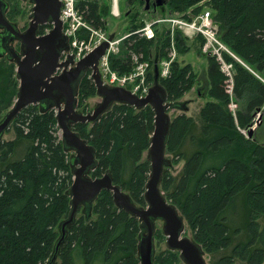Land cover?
I'll list each match as a JSON object with an SVG mask.
<instances>
[{
  "label": "trees",
  "instance_id": "trees-1",
  "mask_svg": "<svg viewBox=\"0 0 264 264\" xmlns=\"http://www.w3.org/2000/svg\"><path fill=\"white\" fill-rule=\"evenodd\" d=\"M138 3L147 7L145 0H128L129 7ZM78 7L97 29H104L105 18L112 17L111 5L101 6L97 0L81 1ZM167 7L173 15L183 14L188 20L208 7L218 37L244 64L225 54L234 67L230 88L219 61L208 56L209 101L200 112L202 125L186 114L172 121L167 154L174 156L173 165L186 163L178 182L169 172L163 173L162 190L205 252L232 250L218 264H236L238 259L264 264V226L259 223L264 216V141L247 138L240 130L251 126L258 109L264 114V82L252 72L264 78V0H168ZM138 17L135 14L133 22ZM133 22L129 37L121 44L126 56L110 57L112 69L120 74L133 71V55L152 62L158 44L159 58L169 56L170 31L150 40L136 33L146 21ZM46 28L52 26L41 31ZM88 36V31L81 32V37ZM175 41L177 48H184L186 41L180 33ZM91 73L80 84L79 109L97 93ZM148 78L153 82L151 73ZM197 81L193 67L177 61L172 62L169 76L160 79L173 103H180ZM17 83L15 64L0 60V118L17 96ZM154 122L150 106L137 110L116 104L92 126L76 124L73 128L97 150L99 166L92 175L101 177L110 171L115 184L139 206H145L150 164L142 159L150 147ZM11 129L16 139L0 143V264H47L60 236L59 224L70 211L66 194L73 183L70 154L63 146L54 110L41 113L39 105L28 106ZM23 146L26 151L18 159ZM240 199L244 207L237 214ZM139 234V220L115 206L112 192L103 191L89 219L83 213L70 228L55 264H76L80 255L85 264H140ZM161 238L157 231L156 241ZM155 262L179 264V252L156 254Z\"/></svg>",
  "mask_w": 264,
  "mask_h": 264
},
{
  "label": "water",
  "instance_id": "water-1",
  "mask_svg": "<svg viewBox=\"0 0 264 264\" xmlns=\"http://www.w3.org/2000/svg\"><path fill=\"white\" fill-rule=\"evenodd\" d=\"M23 1L30 2L33 7L29 16V27L22 32L7 16L8 2L0 0V31L9 35L11 42L21 43L20 51L14 46L9 47L6 53L0 51V58L6 57L16 65V77L20 82L14 105L0 120V143L4 141L5 134L11 129L18 115L28 106L39 105L41 113L50 110L56 112L63 146L67 153H71L73 183L66 192L70 197V211L59 224L60 236L47 264L56 263L61 246L77 221L78 213L82 211L89 219L93 206L103 191L112 192L115 206L139 220L137 255L140 264H156L157 221L163 223L162 231L167 238L168 249L179 252V258L184 264H208L203 247L194 238L185 236L186 219L177 206L168 200L161 187L164 170L172 165L167 157L173 121L169 110L180 109L182 105L168 101V94L160 83L158 60L155 61L154 83L145 97H139L124 87H110L104 83L99 68L109 47L107 42L102 43L76 65L72 55L66 61L60 62L62 53L70 50L69 39L64 33V23L60 18L61 1ZM167 3L168 0H147V10L151 5L159 8ZM45 25H52V29L41 34V28ZM112 39L113 37L110 38ZM89 70L92 71L91 79L102 101L93 112L83 114L78 111L79 89ZM116 104H125L137 110L150 106L155 113L154 131L147 153L150 172L144 193L145 206H138L130 194L115 184L110 171L101 177L92 175L99 166L97 150L73 129L76 124L97 123ZM261 110L258 109L257 114ZM254 134L255 129L249 128L248 137L251 139Z\"/></svg>",
  "mask_w": 264,
  "mask_h": 264
},
{
  "label": "rangeland",
  "instance_id": "rangeland-1",
  "mask_svg": "<svg viewBox=\"0 0 264 264\" xmlns=\"http://www.w3.org/2000/svg\"><path fill=\"white\" fill-rule=\"evenodd\" d=\"M97 1H99L101 6H107V4L111 5L112 17L107 16L105 18V26L106 27L104 29H99V30H102L103 33L106 34L108 37H110V38L113 37V39L111 41H113L114 39H119V38H123L127 35H130L129 34L130 29L129 28L133 25L132 22L134 20L135 14L137 15V13H139V17L137 18V21L133 22L136 25L140 24L141 21H144V20L148 22V21H151L153 19L155 20V19H159V18H164V16H166V17L171 16V15H169V13L171 11L167 7L168 3L164 7H159V8H155L153 5H151L153 10L151 12H146L145 9L147 7H144V6L140 5L139 3L135 7H129L128 0H118V10L120 12V16L116 17L115 15H113L114 0H97ZM153 1L154 0H151V2H153ZM8 2L10 3V10H9L8 14L11 13V10H13L12 11L13 15H11L9 17V19L11 21L16 22L18 24L19 28L29 27V23H30L29 16L31 14V9H32L33 5L30 2H26L23 0H8ZM145 2H147V0H145ZM131 9H132V11H130ZM128 11H130V13ZM154 11H156V14L153 13ZM207 11L211 12V10L208 7H206L205 10L202 11V13H205ZM202 13H200V14H202ZM189 14H190V16H192L191 11L188 12V15ZM174 16L185 19L183 14L175 13L171 17H174ZM186 20H188V19H186ZM167 30L170 31V34H171V46L169 48L168 58H166V59H160L159 58L158 52H159V45L160 44H158L156 51L153 50V53L151 55V60H152L153 64L151 61L143 60L142 56H139V58H136V56L133 55L132 60L135 64V68L133 69L132 72H135L137 70V68L142 63L149 62L150 68L148 69V72H147L145 84H146V87H148L150 89L154 83V77H155L154 67H155V61L156 60H158V64H159L160 79L166 78V76H164V72L167 70L166 69L167 68L166 63H172L174 61H177L182 66L190 64L193 67V70L195 71V73L198 74L197 84L194 86V88L188 94H186L184 96L183 99L180 100V103H182V104L184 103L182 108L175 109V110L171 109V110H169V113H170L172 120H174L175 118H177L178 116H180L182 114H186L189 117H193L196 120V122L198 123V125L201 126L202 122L200 119V112H201V109L204 107V105L209 101L208 98L206 97V93H207L206 86H208V74H207L206 67L208 64L207 58L209 56L207 53L204 52V44L206 41L202 37L203 41H202V39L201 40L199 39L200 41L197 40V41H194V43H192L194 39L188 37L186 35L187 33H185L182 29H179L176 27L175 29L171 30V28L169 29V26L160 25V24H156V26L154 27V32H155L156 38H157V36H159V38H160V35L163 34V32H165ZM177 33H180L181 36H183V38L186 40V43H188V44L184 45L183 50L182 49L178 50V48H177L176 41H175V36ZM87 38L82 37V39H87ZM123 41L121 42V44L123 43ZM121 44L119 46L120 47L119 51L113 55L120 56V57L126 56V52H124V49L122 48ZM113 55H111V56H113ZM230 56H232V55H230ZM4 59L7 60L9 63H11L6 57ZM4 59L0 58V60H4ZM110 66H111V64H110ZM111 69H112V67H111ZM170 70H171V64H170L169 71ZM112 71H115V70L112 69ZM252 72L258 78H261L262 81L264 82V78L262 76H259V74L255 73L254 71H252ZM150 73L153 76V82H150L148 80ZM108 76L109 75H106V74L103 75V73H102L104 83L110 87L117 86V85H111L110 84ZM17 84H18V88H19V85H20L19 80H18ZM130 87L133 88V86H130ZM130 87H128V88L131 89ZM202 90H204V91H202ZM16 97L17 96H14L13 98H11L12 99V101H11L12 106L14 105V103L16 101ZM101 101H102L101 97L99 95H97V93H96V95L91 96L88 99H86L84 104H83V107L80 109L78 108V111L82 112L83 114H88L90 112H93L94 109L101 103ZM185 107H188V109L185 110ZM8 111L9 110L3 112V115L0 119H2L3 116ZM235 111H236V108H235ZM251 125L253 128H255V134L254 135L259 138V141H261V142L264 141V114L261 113L260 116L254 117V120H253ZM90 126H92V124H90ZM243 131L244 130H241L242 134H244ZM244 135L247 137L248 132H246V134H244ZM15 139H16V135H15V132L13 129H11V131L6 133L4 136V141H13ZM25 151H26V146L21 147L18 150V155L16 157L18 159L22 158ZM147 153L148 152H144L142 161L147 160ZM69 154L71 155V153H69ZM167 157L171 160V163H172L174 156L168 155ZM185 163H186L185 161H181L177 165H175V164L173 165V163H172V165L170 167L165 168L164 173L169 172L170 174H172L177 179V182H178L180 177H181V174L183 172ZM238 203L240 204V208L237 211V214L242 212L243 207H244V204H242L241 199L239 200ZM232 212H233V210H230L229 214ZM82 216H83V212L80 211L78 213L77 218L80 219ZM93 218H95V217H93ZM259 223L261 224L262 227L264 226V216H262L259 219ZM162 225H163V223L161 221H157L158 232L161 233V235H162V238L160 240L156 241L157 254H160L161 252L169 250L168 246H167V242H166L167 238L164 234H162L163 233ZM185 236H189L190 238H193V233H192V231H191V229L187 223H186ZM231 252H232V250H230L228 252H220V253H216V254H208L206 252L205 258H206L208 264H218V261L221 259V257L226 256L228 254L230 255ZM79 257L76 258V264H85L84 260L82 258H79ZM60 262H61V260L59 259L58 263H60ZM97 264H99V263H97ZM179 264H184V263L180 260ZM236 264H247V263L238 259L236 261Z\"/></svg>",
  "mask_w": 264,
  "mask_h": 264
},
{
  "label": "built area",
  "instance_id": "built-area-1",
  "mask_svg": "<svg viewBox=\"0 0 264 264\" xmlns=\"http://www.w3.org/2000/svg\"><path fill=\"white\" fill-rule=\"evenodd\" d=\"M62 3L61 10V19L64 23V32L69 38L71 43V50L68 53H65V59L68 54L74 55L76 61L82 59L84 56L92 52L95 48L101 45L104 42H108L109 48L106 54L103 56L100 68L101 71L106 75H109V82L111 85L130 87L132 92L144 97L148 94L149 88L146 87L145 81L148 69L150 68L149 62L142 63L135 72H130L128 74H119L116 71H112L110 66V57L111 55L119 51V46L121 42L129 37V35L110 40L102 30H99L93 27L88 23L84 17V13L78 7V4L81 1L85 0H60ZM114 12L113 15L116 17L120 16L118 10V0H114ZM156 24H165L168 25L171 30L176 27L182 29L186 35L190 38L201 36L206 41L204 44V52L209 54V56H214L219 61L222 71L228 77V82L230 88H233V76H234V67L231 63H228L225 59V54L232 55L235 59L239 60L229 49L228 47L220 40L218 37V26L213 20L212 14L210 11L202 13L198 16H195L192 20H186L180 17H164L155 19L152 21L146 22L145 26L139 29L136 33L141 34L147 39H154L155 32L154 27ZM85 30L89 32V37L87 39L81 38V32ZM136 58H139L138 55H134ZM170 64L166 63L167 70L164 72V76L168 77L170 74L169 68ZM235 112V107H233ZM243 133H246L244 130Z\"/></svg>",
  "mask_w": 264,
  "mask_h": 264
},
{
  "label": "flooded vegetation",
  "instance_id": "flooded-vegetation-1",
  "mask_svg": "<svg viewBox=\"0 0 264 264\" xmlns=\"http://www.w3.org/2000/svg\"><path fill=\"white\" fill-rule=\"evenodd\" d=\"M8 2V0H6ZM9 4V9L8 12L10 10V3ZM7 12V15H8ZM10 20V19H9ZM11 21V20H10ZM13 23H16L14 21H12ZM17 24V23H16ZM18 25V24H17ZM28 27L25 28H20V30L23 32L27 29ZM42 29V28H41ZM4 31H0V51L6 53L9 49V47L14 46V48L18 51L21 50V43L19 41H15V42H11L10 41V37L9 35H7L6 33H3Z\"/></svg>",
  "mask_w": 264,
  "mask_h": 264
},
{
  "label": "crops",
  "instance_id": "crops-1",
  "mask_svg": "<svg viewBox=\"0 0 264 264\" xmlns=\"http://www.w3.org/2000/svg\"><path fill=\"white\" fill-rule=\"evenodd\" d=\"M153 13H155L156 14V11H154ZM169 15H173L171 12L169 13ZM198 38V39H197ZM192 39H194L193 40V42L192 43H194V41H197V40H199L200 39V37H193ZM186 44H188V43H186ZM207 61H208V59H207ZM206 67V66H205ZM206 70H208V64H207V67H206Z\"/></svg>",
  "mask_w": 264,
  "mask_h": 264
},
{
  "label": "bare ground",
  "instance_id": "bare-ground-1",
  "mask_svg": "<svg viewBox=\"0 0 264 264\" xmlns=\"http://www.w3.org/2000/svg\"><path fill=\"white\" fill-rule=\"evenodd\" d=\"M86 35V34H85ZM186 41V40H185ZM200 41V40H199ZM178 49H180V48H178ZM183 50V49H182ZM178 52V51H177ZM181 52V51H180ZM184 52V51H183ZM128 53H129V51H128ZM209 55V54H208ZM177 60V59H176ZM142 61V60H141ZM243 62V61H242ZM127 74V73H126ZM87 75V74H86ZM91 75V74H90ZM261 79V78H260ZM262 80V79H261ZM128 88V87H127ZM202 91H204V90H202ZM81 111V110H80ZM256 114V113H255ZM255 116H258V114L257 115H255ZM162 232V231H161ZM163 234V233H162ZM78 254V253H77ZM81 256V255H80Z\"/></svg>",
  "mask_w": 264,
  "mask_h": 264
}]
</instances>
